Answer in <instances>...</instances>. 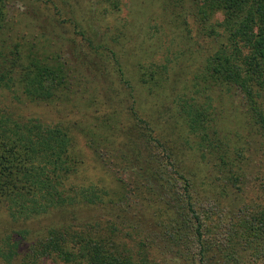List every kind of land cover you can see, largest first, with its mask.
Listing matches in <instances>:
<instances>
[{"label": "trees", "instance_id": "1", "mask_svg": "<svg viewBox=\"0 0 264 264\" xmlns=\"http://www.w3.org/2000/svg\"><path fill=\"white\" fill-rule=\"evenodd\" d=\"M16 1L0 0V207L9 224L0 231V260L156 264L148 243L125 240L140 228L149 234L141 206L140 228L123 229V235L115 220L95 212L117 201L133 208L136 200L151 208V223L159 227L152 235L159 238L156 245L166 262L264 264V175L261 192L248 181L264 163V0H168L191 9L196 31L211 44L199 74L187 83L167 66L172 59L184 63L180 54L165 56L159 67L137 63L142 69L135 72L137 79L125 78L115 46L118 34H111L109 46L96 30L89 27V34L82 28V17L54 3H45V17L28 6L24 31L9 14ZM119 1L97 0L114 8ZM74 35L93 53L64 47ZM86 71L95 80L104 75L116 96L99 100L101 89L90 90L97 94L96 105H87H95L91 124L88 114L73 121L13 109L14 103L26 102L65 108ZM141 87L153 97L137 99L135 89ZM218 90L226 97L213 93ZM223 99L240 104L245 132L235 135L246 136L243 144L231 145L217 125ZM71 129L84 135L95 162L117 181L116 200H105L107 191L94 184L66 182L80 162L70 154ZM254 151L262 157L252 160ZM173 153L177 158L171 160ZM252 167L256 170L249 175ZM217 219L226 225L225 234L203 238ZM210 241L215 248H209Z\"/></svg>", "mask_w": 264, "mask_h": 264}, {"label": "rangeland", "instance_id": "2", "mask_svg": "<svg viewBox=\"0 0 264 264\" xmlns=\"http://www.w3.org/2000/svg\"><path fill=\"white\" fill-rule=\"evenodd\" d=\"M86 1L17 0V3H15L13 7L10 8L9 14L11 19L14 20L15 26H19L25 31L27 26H25L26 24H24L23 21H25L24 18L28 17L26 14L30 6L41 10L42 16L44 14L43 17H45L49 15V10L46 4L48 3L51 6V3H54L59 7L62 6L65 12L71 13L74 16L82 17L84 19L82 28L85 31H88L89 34V27L96 30L98 37L102 38V42L104 43V41L107 40L108 43L105 44H109V46H112L110 45L109 41L111 34L114 32L117 33L120 40L117 41L115 46L117 47L119 55L121 56L119 62L121 63L122 67L124 66V77L129 78L130 80L137 79L135 72H140L142 70L137 69V66L140 64L153 62L159 67L161 64H165V56L167 57L168 55L173 54H180L182 59H184V63H181V65L176 64L178 63L176 59H172L171 63L167 65L168 67H172L170 72L176 70L174 74L178 75V79L180 81L187 83L189 80H193L192 78L195 74H199L198 72L200 70V64L203 61V58L206 57L205 54L211 47V44L208 43V40L202 38L196 31L191 9H186V7L180 8L179 6L173 5L168 0H120L116 8L108 6V4L105 2H97V0L96 2L93 0L92 6L90 3L89 7V3ZM30 3L32 5H30ZM213 18L220 20L221 16L219 13H214ZM15 19L17 21H15ZM53 38L56 44L60 45L57 35H55ZM72 38L73 42H63V45L65 44L64 47L68 48L69 46V49L75 52L85 50L87 52L93 53V49L89 47L86 41L81 39L80 36L74 35ZM134 65L137 66L135 67ZM114 68L115 67L113 66L110 70H113ZM107 72L109 71L107 70ZM98 82L100 83V86L96 85ZM79 86L80 87L75 89L73 92V95L75 96L72 102L67 104L65 108L62 106L51 107L46 104L38 105L27 102L24 104V106L16 103H14V106H12L13 109L20 113L27 115H39L44 118L56 119L63 116L62 118H68L70 120L77 121L81 114H88L90 117L87 118V121H89L91 124L93 122L92 120L95 119L92 118L91 112L93 111V106L96 105L97 94L92 95L90 90L95 87L97 89L100 88L102 93L99 94V100L104 101L109 98V95H114V92L112 94L108 91L109 86L107 81L104 79V75L103 78L99 76L95 80L92 78L91 74H88L87 71L84 73L83 82ZM84 90H89L90 94L87 92L83 94ZM168 91L169 88H166L164 93L167 94ZM135 92L137 99L138 96L146 100L150 97H153L150 94H147L143 87L137 90L135 89ZM213 93H217L218 95L222 96V98L226 97V94L223 93L222 95L219 90ZM82 95L83 98H81ZM93 98L94 100H92ZM90 102H95V105L87 106ZM171 108L173 109L174 107ZM56 109H58V113L56 112ZM239 110V103L236 101L230 102L229 99H223V107L218 111L217 125L223 130L222 133L224 132L226 134V139L231 145L241 144L242 141H245L244 137H246L242 135L238 139L235 135V132L239 134L245 132L242 122V115ZM177 122L180 121L177 120ZM76 130L71 129L74 142L71 146L70 154H77L80 162L78 163L77 171L70 175L66 182H77L86 185L94 184L107 191V195H102L105 200H116L121 192L119 186L117 185V181L114 179V177H112L110 174L108 175L101 167H99V165L93 159L91 152L84 143V135H82L80 132H77ZM171 137V140L175 139L176 134H172ZM261 157L260 151H254L252 153V160H258ZM176 158V153L170 154L171 160ZM248 169L249 175H252L256 170L253 167L247 168V170ZM261 171L262 172L259 174V171L256 172L254 174V178L251 180L247 179L248 181H251L253 185H255L254 192H257V189L259 192L262 191L259 189L262 187L261 183L259 184V178L264 175V163L262 164ZM262 203L264 204V201ZM134 204L135 205H133V208L132 206L124 208L117 201L116 204H111V207L110 205L100 208L98 207L95 209V212L98 213L99 217L104 220H115L116 227L118 230L121 229L120 234L123 235V229L132 230V227L140 228L138 224L141 225L142 222L139 223L137 219L142 217L140 215L141 206L146 215H144L146 217V223L143 229L146 228L149 230V234L147 233L146 235L142 228H140V234L134 235L133 233L131 236L134 238H125V240L127 239V241H129L130 239H134L135 242L138 239H141V241H145L149 244V256L157 260L156 264H170L165 261L166 259H164V254H162L157 248L156 243L158 244L159 238H154L152 235L153 232L159 231V227L154 226L151 223V208H146L140 205L136 200L134 201ZM6 218V212L0 207V231L6 229V227L9 226ZM34 226L35 229L33 228V230L38 231V227L36 225ZM225 227L226 225L223 223V221L221 223L220 219H217L212 223V225H210L209 231L203 233V238H221V236L225 234ZM117 240L121 241L123 238L118 237ZM208 246L210 249L216 247V245L211 241L209 242ZM46 263L64 264L63 262L55 263V261H53L51 258L46 259ZM0 264L6 263L0 260ZM69 264L82 263L70 262Z\"/></svg>", "mask_w": 264, "mask_h": 264}]
</instances>
